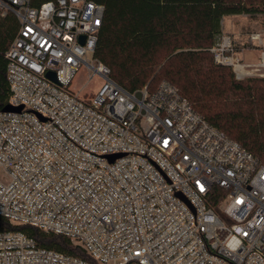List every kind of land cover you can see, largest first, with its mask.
Masks as SVG:
<instances>
[{
    "label": "built area",
    "instance_id": "2783aa9c",
    "mask_svg": "<svg viewBox=\"0 0 264 264\" xmlns=\"http://www.w3.org/2000/svg\"><path fill=\"white\" fill-rule=\"evenodd\" d=\"M0 11L20 24L4 57L7 105L22 107L0 111V218L91 258L9 230L0 264H264V164L171 83L130 92L113 80L94 56L103 4L0 0ZM209 51L236 80L264 81V30L221 33ZM83 66L100 80L89 97L71 89Z\"/></svg>",
    "mask_w": 264,
    "mask_h": 264
},
{
    "label": "trees",
    "instance_id": "16d2710c",
    "mask_svg": "<svg viewBox=\"0 0 264 264\" xmlns=\"http://www.w3.org/2000/svg\"><path fill=\"white\" fill-rule=\"evenodd\" d=\"M92 1L105 6L94 56L109 67L113 80L130 92L171 83L210 124L264 164V81H236L231 68L216 65L209 51L222 33L223 18L264 12V0ZM19 27L13 13L0 11V111L10 96L4 53ZM9 230L24 232L41 248L91 261L65 236L0 218V232Z\"/></svg>",
    "mask_w": 264,
    "mask_h": 264
},
{
    "label": "rangeland",
    "instance_id": "374dc122",
    "mask_svg": "<svg viewBox=\"0 0 264 264\" xmlns=\"http://www.w3.org/2000/svg\"><path fill=\"white\" fill-rule=\"evenodd\" d=\"M221 25L222 33L233 36L241 35L244 40L248 33L264 30V12L227 16L222 19ZM87 58L91 60V55L88 54ZM88 77L89 72L83 66L74 78L71 89L79 92L81 96L89 97L93 95L98 88L100 80L95 78L87 83ZM234 79L236 80L235 76Z\"/></svg>",
    "mask_w": 264,
    "mask_h": 264
},
{
    "label": "water",
    "instance_id": "95a60500",
    "mask_svg": "<svg viewBox=\"0 0 264 264\" xmlns=\"http://www.w3.org/2000/svg\"><path fill=\"white\" fill-rule=\"evenodd\" d=\"M48 77H50L51 79L55 80V74L54 73H49L48 74ZM138 97H140V93H138ZM21 109H22V107H20V108H14V107H12L10 105H6L2 109V111H4V112H7V111H20Z\"/></svg>",
    "mask_w": 264,
    "mask_h": 264
}]
</instances>
